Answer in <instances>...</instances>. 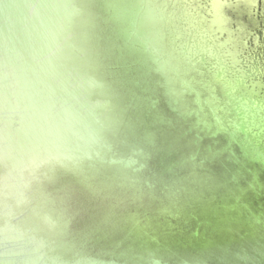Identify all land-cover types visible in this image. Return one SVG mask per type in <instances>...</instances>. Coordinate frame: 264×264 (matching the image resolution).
<instances>
[{"label":"water","instance_id":"water-1","mask_svg":"<svg viewBox=\"0 0 264 264\" xmlns=\"http://www.w3.org/2000/svg\"><path fill=\"white\" fill-rule=\"evenodd\" d=\"M0 264H264V0H0Z\"/></svg>","mask_w":264,"mask_h":264}]
</instances>
